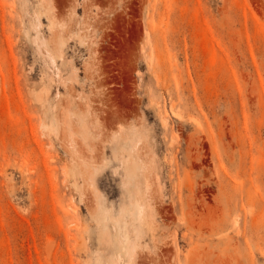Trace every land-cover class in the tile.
<instances>
[{"label":"rangeland","instance_id":"1","mask_svg":"<svg viewBox=\"0 0 264 264\" xmlns=\"http://www.w3.org/2000/svg\"><path fill=\"white\" fill-rule=\"evenodd\" d=\"M47 1L57 66L0 0V264H264V0Z\"/></svg>","mask_w":264,"mask_h":264},{"label":"bare ground","instance_id":"2","mask_svg":"<svg viewBox=\"0 0 264 264\" xmlns=\"http://www.w3.org/2000/svg\"><path fill=\"white\" fill-rule=\"evenodd\" d=\"M36 1L38 2V7L35 10V12L31 14L29 11H27L31 17V23H32L31 25L33 27L32 32L36 33L34 40L37 43V48L40 54L44 57V60L50 61L52 65L57 66V61L64 59L63 51L68 41H70L69 38H71L72 36H76L78 42L79 39H82V36L80 34V27H79L80 23L79 20L77 19L78 16L77 17L75 16L74 11L73 12L70 11L69 12L70 19H68L69 17L66 16L67 20H65L64 18L65 11H62L60 9L61 6L59 8H55V5L50 4L47 0H36ZM77 4L78 3L75 2L74 5L78 6ZM43 15L48 19V30L51 34L49 37H46L44 35L42 29L43 25L41 19ZM49 93H50V85L46 84L36 94V99L40 101L42 104H45V102L49 98Z\"/></svg>","mask_w":264,"mask_h":264}]
</instances>
